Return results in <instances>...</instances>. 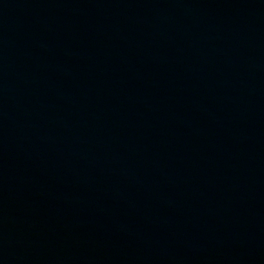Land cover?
I'll use <instances>...</instances> for the list:
<instances>
[{
	"label": "water",
	"instance_id": "1",
	"mask_svg": "<svg viewBox=\"0 0 264 264\" xmlns=\"http://www.w3.org/2000/svg\"><path fill=\"white\" fill-rule=\"evenodd\" d=\"M0 264H264V0H0Z\"/></svg>",
	"mask_w": 264,
	"mask_h": 264
}]
</instances>
